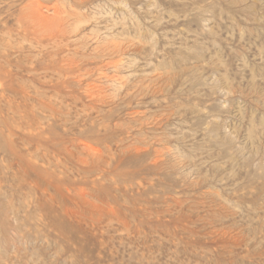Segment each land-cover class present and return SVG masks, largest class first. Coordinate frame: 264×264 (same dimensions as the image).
Instances as JSON below:
<instances>
[{
  "label": "rangeland",
  "instance_id": "1",
  "mask_svg": "<svg viewBox=\"0 0 264 264\" xmlns=\"http://www.w3.org/2000/svg\"><path fill=\"white\" fill-rule=\"evenodd\" d=\"M0 264H264V0H0Z\"/></svg>",
  "mask_w": 264,
  "mask_h": 264
},
{
  "label": "bare ground",
  "instance_id": "2",
  "mask_svg": "<svg viewBox=\"0 0 264 264\" xmlns=\"http://www.w3.org/2000/svg\"><path fill=\"white\" fill-rule=\"evenodd\" d=\"M194 185V184H193ZM216 219V218H215Z\"/></svg>",
  "mask_w": 264,
  "mask_h": 264
}]
</instances>
